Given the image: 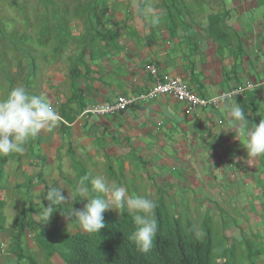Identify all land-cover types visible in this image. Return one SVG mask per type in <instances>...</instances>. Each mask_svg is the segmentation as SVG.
Returning a JSON list of instances; mask_svg holds the SVG:
<instances>
[{"label":"crops","instance_id":"0c3cea01","mask_svg":"<svg viewBox=\"0 0 264 264\" xmlns=\"http://www.w3.org/2000/svg\"><path fill=\"white\" fill-rule=\"evenodd\" d=\"M103 9L71 13L69 36L55 38L54 59L43 36L38 50L44 52L29 58L40 71L26 89L46 97L61 117L58 135L39 133L43 151L48 136L50 150L63 148L66 155L70 149L89 175L90 158L108 162L107 171H133L146 181V193H164L165 205L177 204L201 227L208 217L211 239L216 233L223 245L238 244L240 254L255 250L252 264H264V155L247 156L226 108L187 115L162 95L114 116L80 118L88 108L148 90L154 68L159 80L180 79L202 98L256 85L234 101L250 126L258 124L264 118V0H105Z\"/></svg>","mask_w":264,"mask_h":264},{"label":"rangeland","instance_id":"374dc122","mask_svg":"<svg viewBox=\"0 0 264 264\" xmlns=\"http://www.w3.org/2000/svg\"><path fill=\"white\" fill-rule=\"evenodd\" d=\"M44 13L49 14L46 16ZM71 13H107V10L104 11L100 1L96 4L94 0H0V99H3L7 92L10 93L17 86L27 88L26 83L33 74L38 78L40 66L37 63L33 64L29 58L30 56L38 58L40 53L44 52L38 50L42 46L40 42L42 36L47 38V44L50 45V50L45 52L54 59L55 38L58 33L69 36L64 31L70 28L67 21L70 19ZM96 24L97 22L94 23V25ZM31 64L36 66L35 71L31 70ZM6 71L9 72V75L4 73ZM7 77L12 79L11 87H8ZM56 129L55 126L52 131H48L49 135H58ZM41 138L43 140L42 135ZM29 139L30 141L24 145L25 151L22 154L12 153L5 156L9 159L3 168V183L5 184L3 214L6 231L0 235L2 251L0 264H12L14 261V248L11 240L14 231L13 221L21 212L26 215L28 223L32 222L25 229L22 247L30 251L38 264H63L56 254L46 260L40 254L35 239L43 231L47 234L69 231L66 219L56 211L46 223L42 218L38 220L34 215L40 209L41 202L47 204V201H44V194L51 187L62 189L64 195L68 194L69 196L68 204L60 205V207L67 210L70 207L80 209L81 202L75 207V202H73L75 197H73L69 185V182H73L75 186L78 184L76 180L77 167L65 155L63 149L56 153L53 149L50 150L48 136L46 137L48 144L45 151H43L45 142L43 143L41 140L38 144L37 136ZM41 144L42 146H40ZM43 153L46 155L42 156ZM83 165L85 166L84 163ZM108 166L109 163L104 159L97 161L90 158L88 169L90 178L95 175H103L109 181H115L126 187L129 194L146 195L154 199V194L146 193V181L131 176L133 171L119 175L116 166H111L114 174L112 177L106 170ZM166 209L170 216L185 217V210L173 202L166 201ZM109 211L114 217L119 216V211L117 213L113 210ZM187 220L190 221L188 217ZM197 220H192V223L196 234L200 237L202 227ZM213 236L216 237L212 239V264H221L225 260L232 264H252L258 261L255 250L249 249L250 251L247 250L240 254L237 249L238 244L226 243L225 246L223 245L224 241L217 237L216 233H213ZM248 244L252 245L251 242ZM225 247L226 252L223 250Z\"/></svg>","mask_w":264,"mask_h":264},{"label":"clouds","instance_id":"9594fccd","mask_svg":"<svg viewBox=\"0 0 264 264\" xmlns=\"http://www.w3.org/2000/svg\"><path fill=\"white\" fill-rule=\"evenodd\" d=\"M214 99L222 108L227 109L233 131L243 138V148L247 156L255 158L264 155V118L258 124L250 126L245 109L234 98L230 105L224 103L228 99L226 96H217ZM60 120L59 113L46 97L32 95L24 86L13 88L5 99H0V156L22 154L29 138L37 136L41 131H52ZM76 196L86 203L81 209L70 207L68 211L61 213L66 220L78 224L86 233L99 235L106 228V211H127L132 215L135 226L129 239L143 252L152 249L158 232L155 215L157 205L153 199L146 195L129 194L126 187L109 181L103 175L83 177L73 190V197ZM44 201L47 204L41 202L40 209L34 216L38 220L42 218L46 223L57 211L53 206L67 205L69 196H65L62 189L51 187L44 194Z\"/></svg>","mask_w":264,"mask_h":264},{"label":"trees","instance_id":"16d2710c","mask_svg":"<svg viewBox=\"0 0 264 264\" xmlns=\"http://www.w3.org/2000/svg\"><path fill=\"white\" fill-rule=\"evenodd\" d=\"M98 1L101 2V7H103L105 0H94L96 4ZM35 69L36 66L31 64V70L35 71ZM4 73L9 75L8 71ZM6 81L8 87L13 85L11 78L7 77ZM40 140L41 136L38 134V144ZM66 155L77 167L76 180L78 183L83 177H90L85 167L81 163L74 161V156L70 149L67 150ZM8 160L5 156L0 158V235L6 231L3 214L5 208L3 199L5 191L3 168ZM108 173L110 176H114L110 167L108 168ZM118 174H122L119 169ZM69 185L73 193L76 186L73 182H69ZM164 196V193H159L155 196L157 205L155 215L158 220V232L154 246L148 252L141 251L135 242L129 239L135 228L132 215L127 211L119 212V216L116 218L108 210L104 213L106 228L102 229L99 235L86 233L79 228L78 224L68 220L66 222L69 231L56 234H47L43 231L35 239L40 254L46 260L56 254L63 264H212V239L209 218H204L201 236L199 237L189 220L168 214ZM81 199L79 196L75 197V207L81 202L80 209L86 203L85 201H80ZM54 209L57 210L56 212L60 216L65 218L61 213L68 211L67 209L60 207V205H54ZM31 223L27 222V217L22 212L13 221L14 231L11 240L14 248V261L12 264H38L30 251L22 247L25 229ZM1 254L0 246V257ZM221 264H232V262L229 263L225 260Z\"/></svg>","mask_w":264,"mask_h":264},{"label":"built area","instance_id":"2783aa9c","mask_svg":"<svg viewBox=\"0 0 264 264\" xmlns=\"http://www.w3.org/2000/svg\"><path fill=\"white\" fill-rule=\"evenodd\" d=\"M150 75L152 79H154V82L148 90L137 95L118 96L111 103L88 108L81 113L80 118L88 119L91 117L114 116L137 105L153 102L162 95H169L173 97L175 101L182 104L184 106V112L187 115H195L198 110L216 108L219 104L214 99L215 97L202 98L195 95L187 89L180 79L159 80L156 77V70L154 68H150ZM255 88L256 85L245 84L235 87L226 93H221L218 96H226L228 97L226 101H229L232 100V98L241 97L245 92ZM61 122L63 123V121Z\"/></svg>","mask_w":264,"mask_h":264}]
</instances>
